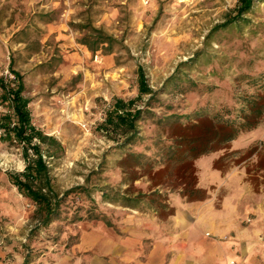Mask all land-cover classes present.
Segmentation results:
<instances>
[{
  "label": "rangeland",
  "instance_id": "374dc122",
  "mask_svg": "<svg viewBox=\"0 0 264 264\" xmlns=\"http://www.w3.org/2000/svg\"><path fill=\"white\" fill-rule=\"evenodd\" d=\"M238 1L0 0V77L16 84L12 62L23 76L33 125L63 146L48 159L53 184L61 196L71 191L62 217L42 227L8 176L25 170L22 145L0 128V264H148L174 221L201 228L228 264H264V186L248 179L255 158L237 162L264 142V121L194 162L205 200L187 201L165 173L177 122L242 109L256 93L241 77L264 73V3L250 25L212 35ZM47 14L52 22L41 20ZM95 31L113 39L110 50L85 44ZM140 69L156 93L151 108V95L138 98ZM116 100L149 110L131 143L115 124L102 129ZM12 113L0 90V127Z\"/></svg>",
  "mask_w": 264,
  "mask_h": 264
},
{
  "label": "trees",
  "instance_id": "16d2710c",
  "mask_svg": "<svg viewBox=\"0 0 264 264\" xmlns=\"http://www.w3.org/2000/svg\"><path fill=\"white\" fill-rule=\"evenodd\" d=\"M262 3L264 0H239L237 14L213 29L212 35L220 30L242 29L245 25H250L247 16L253 13L257 4ZM40 18L43 22L53 21L51 14L41 15ZM95 32L98 35L86 37L85 44L94 53L99 50L96 44L108 43V50H110L113 39L104 37L100 31ZM92 39L94 42L91 41ZM11 70L16 84L13 86L6 77H0V90L3 100L9 103L13 113L4 117L0 128L12 143L16 141L20 146L22 145L26 166L24 172L9 173L8 176L19 193L35 204L36 218L40 219L42 227H47L52 222L59 220L65 213L66 198L71 192L68 191L62 196L58 193L53 184L49 166L48 159L59 155L63 146L56 138L45 135L33 125L29 110L30 100L23 96L25 90L23 76L14 71L13 62ZM139 75L140 96L138 98H142L143 95H151L146 104V107L151 108L156 93L146 83L145 75L141 69ZM241 79L256 91L254 95L244 98L242 109L234 110L225 107L223 112L218 113H209L206 109L196 111L193 115L185 117L183 121L177 122L173 128L176 142L174 152L168 159L165 173L166 178L169 179L166 180L170 182L175 179V183L179 187V195L189 202L203 201L207 198V192L198 186L194 162L202 156L224 149L242 133L255 130L264 121V73L257 77L242 75ZM133 103L134 101H130L128 107ZM146 113H149L148 109L132 111L127 109L123 100H116L113 110L107 113L102 129L108 132L110 126L115 124L116 129L120 128L123 136H126L124 143H131L135 138L137 124ZM34 141H38V143H34ZM44 147L48 150V157L44 154ZM234 154L227 153L216 160L214 169L222 171L225 161L231 159ZM252 158L256 160L248 165L247 174L251 184L257 189L261 185L264 186V142H259L251 147L237 162ZM159 176L157 186L163 184V173H160ZM87 195L90 197L92 193L88 190ZM161 208L164 209V207ZM23 264H28V261Z\"/></svg>",
  "mask_w": 264,
  "mask_h": 264
},
{
  "label": "crops",
  "instance_id": "0c3cea01",
  "mask_svg": "<svg viewBox=\"0 0 264 264\" xmlns=\"http://www.w3.org/2000/svg\"><path fill=\"white\" fill-rule=\"evenodd\" d=\"M195 227L190 231L187 222L174 221L173 229L166 230V238L158 240L166 243V248L157 244L148 264H228L221 247L204 238L202 229Z\"/></svg>",
  "mask_w": 264,
  "mask_h": 264
}]
</instances>
